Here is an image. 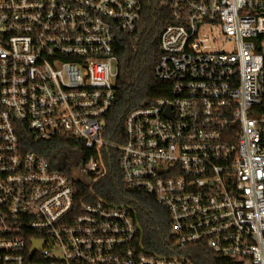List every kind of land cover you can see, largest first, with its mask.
Returning a JSON list of instances; mask_svg holds the SVG:
<instances>
[{
  "label": "built area",
  "instance_id": "2783aa9c",
  "mask_svg": "<svg viewBox=\"0 0 264 264\" xmlns=\"http://www.w3.org/2000/svg\"><path fill=\"white\" fill-rule=\"evenodd\" d=\"M170 7L154 67L169 94L133 109L118 144L105 118L139 0H0V264H195L198 249L264 264V0ZM109 147L125 183L167 209L162 249L95 190Z\"/></svg>",
  "mask_w": 264,
  "mask_h": 264
},
{
  "label": "trees",
  "instance_id": "16d2710c",
  "mask_svg": "<svg viewBox=\"0 0 264 264\" xmlns=\"http://www.w3.org/2000/svg\"><path fill=\"white\" fill-rule=\"evenodd\" d=\"M139 2L141 13L137 28L122 36L118 52L116 98L105 118L103 135L112 143L125 142V120L133 109L168 95L170 89L169 83L158 81L154 76V67L161 53L160 35L172 20L170 0ZM41 143L44 146L41 152L45 154L57 147V141ZM66 144L71 146L73 142L68 141ZM103 158L107 171L97 181L95 190L109 201L130 205L141 224L145 244L150 248L162 249L170 225L167 209L152 195L125 183L117 148L103 150ZM75 187L79 193L84 189L79 182H75ZM192 258L195 264H235L234 258L218 257L205 249L196 250Z\"/></svg>",
  "mask_w": 264,
  "mask_h": 264
},
{
  "label": "rangeland",
  "instance_id": "374dc122",
  "mask_svg": "<svg viewBox=\"0 0 264 264\" xmlns=\"http://www.w3.org/2000/svg\"><path fill=\"white\" fill-rule=\"evenodd\" d=\"M214 45L218 49H224V50H233L235 43L234 41H225V40H220L216 39L213 41ZM67 152H65L62 156V159H65L68 164V168H72V170H76L77 165L82 161L83 155L79 151H75L71 153L69 156H67Z\"/></svg>",
  "mask_w": 264,
  "mask_h": 264
},
{
  "label": "water",
  "instance_id": "95a60500",
  "mask_svg": "<svg viewBox=\"0 0 264 264\" xmlns=\"http://www.w3.org/2000/svg\"><path fill=\"white\" fill-rule=\"evenodd\" d=\"M42 245V242H37V241H35V246H34V248L35 247H39V246H41Z\"/></svg>",
  "mask_w": 264,
  "mask_h": 264
}]
</instances>
